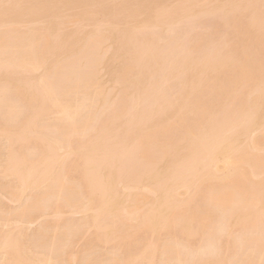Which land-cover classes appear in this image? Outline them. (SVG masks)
<instances>
[{
	"label": "bare ground",
	"instance_id": "obj_1",
	"mask_svg": "<svg viewBox=\"0 0 264 264\" xmlns=\"http://www.w3.org/2000/svg\"><path fill=\"white\" fill-rule=\"evenodd\" d=\"M0 141V264H264V0H0Z\"/></svg>",
	"mask_w": 264,
	"mask_h": 264
},
{
	"label": "rangeland",
	"instance_id": "obj_2",
	"mask_svg": "<svg viewBox=\"0 0 264 264\" xmlns=\"http://www.w3.org/2000/svg\"><path fill=\"white\" fill-rule=\"evenodd\" d=\"M28 25H30V24H28ZM25 26V25H24ZM24 26H23V28H24ZM172 35V36H171ZM171 37V38H170ZM172 37H174V34H170V36H169V38L171 39V41H169L168 40V38L167 39H165V40H163V43L165 42V41H167L168 43L170 42H172V44H173V38ZM175 39V38H174ZM175 41V40H174ZM166 42V46H167V43ZM162 43V42H161ZM171 44V45H172ZM170 45V44H169ZM108 76L106 75V77L105 78H107ZM1 142V141H0ZM1 144L2 143H0V152L2 151V149H3V147L1 146ZM2 145H4V144H2ZM0 171H1V168H0ZM2 172V171H1ZM0 172V174L2 175V177H4L5 175H4V173L2 172L1 173ZM0 175V176H1ZM5 182V181H4ZM0 189L2 190V193L0 194V210L3 208V210H2V213H4V214H2L1 213V211H0V219H2V221H3V219H5L4 221H3V223L2 224H0V227L2 226V228H0V230L1 229H4V230H9V228H12V230H16V225H19V227H24L25 229H26V227H27V229H28V231H29V235H33L34 233H36V231L39 229L38 227H40L41 225H42V223L44 224L45 222H47L48 220V223L50 224V222L53 224V222L54 221H57L56 220V218H55V216H54V213H52V215H49V214H45V217H44V215H42V217L41 216H38V217H35L34 218V220L33 221H35V222H33L32 221V223H31V221H24L25 222V224H22V222H21V224H14V222H15V220H13L14 219V217H11L12 216V213L11 212H13V211H15V209H17L22 203V201L20 200H17V201H14L13 202V200L8 196L7 197V192L6 191H4V188H2V185H0ZM0 190V191H1ZM4 194V195H3ZM6 194V195H5ZM28 194H29V192H28ZM4 196H6V197H4ZM8 199H10V200H8ZM20 202V203H19ZM6 204V205H5ZM1 205H5V207L7 206V207H9L8 208V210H7V208H4V207H2ZM17 205H18V207H17ZM11 207H13V208H11ZM16 207V208H15ZM11 208V209H10ZM13 209V210H12ZM66 210H65V212L63 211H61V213L59 214V216L63 219H61L60 220V224H62V223H64L65 221L64 220H68V218L69 219H71V214H72V219H76V220H81L83 217H85V215H86V217L88 216V212H74V213H72V211H68V209L67 208H65ZM5 210V211H4ZM7 211V212H6ZM67 212V213H66ZM48 213H51V211L50 212H48ZM79 213V214H78ZM2 214V215H1ZM13 215H14V213H13ZM49 215V216H48ZM65 217H64V216ZM10 216V217H9ZM81 216H82V218H81ZM7 217V218H6ZM67 217V218H66ZM11 218H13L12 220H11ZM41 218V219H40ZM81 218V219H80ZM8 219H10V220H8ZM51 219H52V221H51ZM53 219H54V221H53ZM84 219V218H83ZM8 221V223H7V226L5 225V227H3L4 225V222H7ZM13 222L12 223V225H11V223L10 222ZM64 221V222H63ZM48 223H46L45 225H47ZM9 224V225H8ZM28 224H29V226H28ZM11 225V226H10ZM15 225V226H14ZM44 226V225H43ZM37 227V228H36ZM42 227V226H41ZM34 228H36V229H34ZM32 229H34L33 231L34 232H32ZM84 229V230H83ZM82 230H83V233L85 232V234H83V233H81V235H79L78 237H76L74 240V244L72 243V246H71V248L70 249H72L74 252H80L81 250H82V248L85 246V244L87 243V242H89V240L90 241H92L91 240V238L90 237H92V239H93V237H94V232L93 231H95V229H93V228H91V227H89V228H83ZM88 229V230H87ZM93 229V230H92ZM93 234H92V233ZM89 239V240H88ZM88 240V241H87ZM84 244V245H83ZM82 245H83V247H82ZM110 246L111 245H104V247L103 246H99V247H96L97 249L96 250H98V251H100L98 254H100V253H103V254H105V253H107V250H109L110 249ZM82 247V248H81ZM106 247H109V248H107L106 249ZM81 248V249H80ZM102 248V249H101ZM104 248V249H103ZM71 250V251H72ZM75 250H77V251H75ZM104 251V252H103ZM100 256H101V258H103L104 256H102L101 254H100ZM78 262V263H77ZM75 261V262H70V264H80V261L78 260V261Z\"/></svg>",
	"mask_w": 264,
	"mask_h": 264
}]
</instances>
